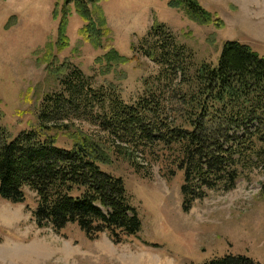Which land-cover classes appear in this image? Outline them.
<instances>
[{
  "label": "trees",
  "instance_id": "1",
  "mask_svg": "<svg viewBox=\"0 0 264 264\" xmlns=\"http://www.w3.org/2000/svg\"><path fill=\"white\" fill-rule=\"evenodd\" d=\"M102 1L106 0H57L59 38L46 46L44 54L51 60V73L64 74L56 52L70 45L71 10L84 23L80 36L107 50L104 57L109 63L129 61L113 47ZM168 5L200 25L224 27V20L199 0H168ZM142 50L159 70L135 103L108 97L73 70L63 77L59 92L44 97L37 129L13 136L0 112V195L18 203L25 200L26 188L34 191L38 198L34 217L40 228L61 232L76 224L91 239L108 232L116 243L123 241L122 234H139L142 220L123 177L101 168L112 155L137 171L142 167L137 162L140 152L154 156L163 149L177 155L187 211L208 190L234 188L249 165L247 157L264 164V56L245 43L228 40L216 65L196 64L191 49L160 22H154ZM75 119H91L101 132L90 135L76 126ZM52 130L68 135L71 146L58 145V134L51 135ZM204 264L261 263L227 254Z\"/></svg>",
  "mask_w": 264,
  "mask_h": 264
},
{
  "label": "rangeland",
  "instance_id": "2",
  "mask_svg": "<svg viewBox=\"0 0 264 264\" xmlns=\"http://www.w3.org/2000/svg\"><path fill=\"white\" fill-rule=\"evenodd\" d=\"M56 2L0 0V112L13 136L39 127L44 97L59 92L63 77L73 70L108 97L129 104L138 101L159 70L142 50L154 22L166 24L191 49L196 64L216 65L228 40L245 43L264 56V0H199L224 20L223 28L194 22L184 11L170 7L168 0H106L100 6L112 30L113 47L129 61L109 63L104 57L107 50L80 36L84 23L71 10L70 45L53 50L64 74L51 73V60L44 54L46 46L59 38ZM74 122L90 135L101 132L91 119ZM50 134H58V145L71 146L63 132ZM156 153L137 154L139 171L116 155L108 165L101 164L104 171L123 177L142 220L138 235L122 234L123 241L116 243L108 232L91 239L76 224L61 232L40 228L34 217L37 194L26 188L23 202L0 195V264H204L227 254L264 264V164L247 157L249 165L241 170L234 188L208 190L187 211L177 155L163 149Z\"/></svg>",
  "mask_w": 264,
  "mask_h": 264
}]
</instances>
